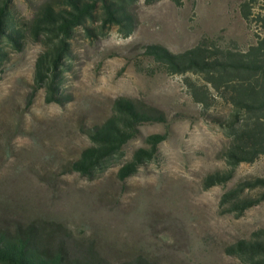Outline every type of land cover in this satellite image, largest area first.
Wrapping results in <instances>:
<instances>
[{"label":"rangeland","instance_id":"1","mask_svg":"<svg viewBox=\"0 0 264 264\" xmlns=\"http://www.w3.org/2000/svg\"><path fill=\"white\" fill-rule=\"evenodd\" d=\"M46 1L14 0L12 14L29 20ZM246 1L139 0L129 37L116 27L92 38L76 29L60 78L62 104L46 103L44 89L31 94L42 46L28 39L20 52L7 47L0 65V223H35L43 240L81 264H243L225 248L264 227V201L241 216L222 213L219 201L237 182L264 177V156L240 164L226 184L204 189L208 174L226 170L221 153L230 137L216 119L229 106L216 100L203 112L189 89L202 85L201 77L166 74L141 47L179 53L212 37L246 49L260 32L262 0L251 3L249 21L241 11ZM117 98L162 112L169 122L140 127L103 172L62 174L61 166L90 144L82 128L108 118ZM165 131L154 160L119 180V167L144 138Z\"/></svg>","mask_w":264,"mask_h":264},{"label":"trees","instance_id":"2","mask_svg":"<svg viewBox=\"0 0 264 264\" xmlns=\"http://www.w3.org/2000/svg\"><path fill=\"white\" fill-rule=\"evenodd\" d=\"M139 0H51L35 11L31 19L16 21L12 8L14 0H0V65L8 56L7 47L20 52L28 39L39 43L32 81V95L45 90V102L62 104L60 78L66 61L71 57L70 41L80 28L89 38L101 36L116 27L123 37L135 28L131 7ZM151 5L158 0H143ZM176 6L182 0H169ZM259 0H247L241 8L249 21L250 5ZM251 22V21H250ZM260 28L254 43L240 49L235 42L221 44L215 38L204 37L199 43L179 53H171L159 45L141 47L144 56L169 75L195 74L203 81L198 86L189 83L191 96L203 112L216 100L229 106L225 118L218 124L229 132L230 142L222 151L226 170L208 174L204 189L224 185L242 163H253L264 156V0L255 17ZM162 112L138 107L133 101L117 98L113 112L103 122L83 127L89 146L78 158L61 166L60 172L78 173L92 177L103 172L112 158L123 155V147L140 134L146 124H167ZM169 134L154 133L144 138V146L137 148L130 160L117 171L121 181L134 175L141 166L151 162L158 147ZM257 191V195L250 192ZM264 201V177L237 182L220 198L222 213L241 216L246 210ZM43 240L35 223H0V264H81L68 258L62 247H53ZM225 253L243 264H264V227L254 231L249 239L238 240L225 248Z\"/></svg>","mask_w":264,"mask_h":264}]
</instances>
